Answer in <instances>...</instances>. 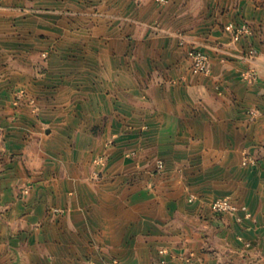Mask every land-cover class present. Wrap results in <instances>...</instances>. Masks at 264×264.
<instances>
[{"label": "crops", "instance_id": "1", "mask_svg": "<svg viewBox=\"0 0 264 264\" xmlns=\"http://www.w3.org/2000/svg\"><path fill=\"white\" fill-rule=\"evenodd\" d=\"M0 264H264V0H0Z\"/></svg>", "mask_w": 264, "mask_h": 264}, {"label": "built area", "instance_id": "2", "mask_svg": "<svg viewBox=\"0 0 264 264\" xmlns=\"http://www.w3.org/2000/svg\"><path fill=\"white\" fill-rule=\"evenodd\" d=\"M226 30L233 35V39L238 41L244 35L251 33L249 27L242 26L236 28L233 25H229L226 27ZM253 55V54H252ZM190 57L192 59V70L197 75H207L210 73V60L209 57L203 52L193 49L190 51ZM242 80L248 83H256L259 80V74L255 67L250 66L247 70L242 72ZM254 163V160L248 155L245 156L243 160V164L248 166ZM162 162H160L159 166L162 167ZM212 209L218 213H226V212H236L237 207L233 205L229 198H222L215 200L212 205Z\"/></svg>", "mask_w": 264, "mask_h": 264}, {"label": "rangeland", "instance_id": "3", "mask_svg": "<svg viewBox=\"0 0 264 264\" xmlns=\"http://www.w3.org/2000/svg\"><path fill=\"white\" fill-rule=\"evenodd\" d=\"M193 49H195V48H193ZM193 49H192V50H193ZM192 50H191V51H192ZM196 50H198V49H196ZM199 51H200V50H199ZM201 52H202V51H201ZM204 54H205V53H204ZM252 54H253V52H251L250 57H253V56H254V54H253V55H252ZM189 55H190V53H189ZM191 60H192V59H191ZM209 60H210V59H209ZM250 60H252V58H251ZM253 67H254V66H253ZM249 68H250V67H249ZM246 70H247V69H246ZM256 70H257V69H256ZM192 71H193V70H192ZM244 71H245V70H244ZM193 73H194V72H193ZM194 74H195V73H194ZM160 162H162V161H160ZM160 162L158 163V166H159ZM101 163H102V158H101V159H100V158L97 159L96 164H97V165H101ZM162 164H163V162H162ZM163 168H164V164L162 165V167L159 166V169H160V170H162Z\"/></svg>", "mask_w": 264, "mask_h": 264}]
</instances>
